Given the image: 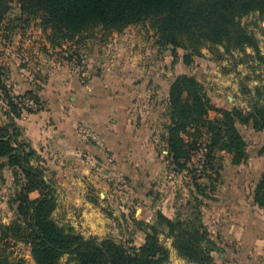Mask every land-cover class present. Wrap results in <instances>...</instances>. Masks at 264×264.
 I'll list each match as a JSON object with an SVG mask.
<instances>
[{
    "label": "rangeland",
    "instance_id": "1",
    "mask_svg": "<svg viewBox=\"0 0 264 264\" xmlns=\"http://www.w3.org/2000/svg\"><path fill=\"white\" fill-rule=\"evenodd\" d=\"M9 8L3 24L10 21L14 27L6 33L7 38L4 33H0V126L11 123L18 126L17 142H25L24 145L28 144L33 149L30 165L40 170L47 189L28 190L30 182L22 170L11 165L8 158H0V225L22 222L19 212L21 196L26 195L29 200H32L48 191L47 194L52 195L53 202L51 219L61 227L73 228V231L85 238L94 237L98 241L112 240L125 247H139L144 242L145 232L150 231L149 227L154 225L159 242L167 250L170 264H221L218 256L221 252L235 253L237 246L234 240L238 235L237 231L229 228L235 223L234 219L239 207L254 206L253 190L264 168V153L261 152L264 146V129L253 128L251 122L236 121V128L246 144L247 158L243 162L238 165L232 164L230 155L222 151L218 153L222 156L220 167L218 162H214L213 167H209L208 174L205 173L202 177L195 176L193 179L192 169L196 168L204 152L198 151L189 162L188 169L174 171L172 167V171L176 173L174 185H166L161 189L159 183L162 179L166 181V176H155L153 181L151 180L153 184L147 203L143 201L140 203L139 196H131L132 193L127 188L128 177L117 171L111 153L104 149L101 150V156H93L95 161L86 162L88 165H84L87 169L85 172L79 167L72 168L77 181L68 183L65 180L66 168L59 169V175V170L53 171V168L46 164L44 157L33 147L24 128L18 125L17 120L24 113L37 112L43 104L38 98L39 103L36 105L22 104V107H14L10 102L11 96L13 94L18 96L25 92L20 93L15 90V85L10 81V75L12 66L18 72L22 67L29 70L31 74L37 70L38 62L33 55L27 53L32 51V48L43 51L54 62H64L70 68L71 65L65 58L63 59L64 49L52 48L49 45L47 49L49 52L44 50L41 35L43 33L47 35L48 31L39 33L38 19H31L28 24L21 22L15 19L20 16L18 4L12 1ZM241 22L255 36L258 54L250 48L242 52L230 53L224 52L221 47L203 48L198 56L193 57L189 65L182 62L184 54L182 49H176L174 54L172 45L159 43L158 33L149 21L131 24L121 31L95 26L78 38L83 51H88L89 45L97 49L100 45L101 49L105 45L109 52L115 53L127 49L158 50L162 63L159 78L163 82L172 81L180 74L192 75L202 83L207 96L216 108L227 111L237 110L244 114L252 104L257 102L264 104V15L251 13L243 17ZM66 48L70 52L73 50L72 47L66 46ZM11 52L19 54L18 61H14L13 65L10 61ZM44 59L46 60L45 57ZM83 66L86 70L84 63ZM36 72L34 78L42 82L43 73L38 71L39 75H37ZM33 88L31 91L37 95L40 84L34 82ZM28 109L32 111L29 112ZM14 110L20 111L18 117L15 116ZM163 115H166L169 122L167 112H163ZM208 115L209 118L219 117L214 110L209 111ZM81 126L86 127L82 123ZM190 131V135L186 134L188 141L196 138L192 135L193 130ZM77 132L81 134L79 136L83 140L105 148L101 135L96 131H91V134L84 130H82L83 133L79 130ZM200 132L202 135L200 140L208 142L209 133L202 128ZM162 148L159 146V150ZM214 170H219L217 179L213 173ZM141 177L144 178V175ZM172 180H174L173 177ZM73 186L74 192L83 191L82 194L80 193L81 199L89 203L86 215H81V211L77 212L79 207H75L70 201L72 199L67 197L66 187ZM161 198H163L164 209L158 208L162 207L159 205ZM159 209L165 211L170 218L166 217L173 221L191 222V225L193 222L197 225L201 224L206 229L207 236L213 244H206L205 241L201 244L204 248L205 246L209 248L210 262H190L179 254L175 248V240L168 234L166 225L163 222L158 224L157 215L161 212ZM260 211L264 212V210L259 208V214L263 216L264 214ZM2 231L0 229V253L13 263L34 264L29 245L5 236ZM59 262L60 264H76L68 254H63Z\"/></svg>",
    "mask_w": 264,
    "mask_h": 264
},
{
    "label": "trees",
    "instance_id": "2",
    "mask_svg": "<svg viewBox=\"0 0 264 264\" xmlns=\"http://www.w3.org/2000/svg\"><path fill=\"white\" fill-rule=\"evenodd\" d=\"M12 1L20 10V16L15 19L27 24L31 19H38L42 31H48L46 37L52 48L63 49L64 44L76 39L78 44V37L95 26L121 31L131 24L149 21L158 33L161 45H172L174 54L176 49L184 51L182 62L185 65H189L203 48L221 47L227 53L250 48L258 54L256 38L243 26L241 19L251 13L264 15V0H0V33H4L5 38L14 27L10 21L3 24ZM72 52L82 60L80 53L75 49ZM25 98L35 105L39 103L38 96L32 91L18 96L13 94L10 102L16 108L22 107ZM167 107L166 157L173 170L188 169L194 154L205 149L202 159L192 169L193 179L208 174L214 162L220 167L222 156L218 153L222 151L230 155L234 165L247 158L246 144L236 128V121L251 122L253 128L264 129V104H252L244 114L216 108L202 83L192 75L180 74L173 79ZM15 110L18 117L20 111ZM211 110L219 117L209 118ZM201 128L209 133L208 142L200 140ZM190 130L196 137L192 141L186 138ZM17 135L18 126L14 123L0 126V158H8L11 165L22 170L30 182L28 190L47 189L40 170L30 165L33 149L24 145L25 142H17ZM261 152L264 153V146ZM213 173L216 179L219 178V170ZM47 192L32 200L20 195L22 222L0 225L5 236L29 245L34 264H60L63 254L70 255L76 264H170L167 250L159 242L156 226L149 227L150 231L145 232L144 242L139 247L85 238L73 228L61 227L51 219L52 195ZM253 201L264 210V168L253 190ZM157 218L158 224L166 225L181 256L190 262L211 261L209 248H204L201 243L213 244V241L201 224L173 221L161 212ZM0 264L21 263L10 262L0 253Z\"/></svg>",
    "mask_w": 264,
    "mask_h": 264
},
{
    "label": "crops",
    "instance_id": "3",
    "mask_svg": "<svg viewBox=\"0 0 264 264\" xmlns=\"http://www.w3.org/2000/svg\"><path fill=\"white\" fill-rule=\"evenodd\" d=\"M41 42L44 50L49 49L44 33ZM64 46L81 54L87 77L82 81L66 63L54 62L43 51L32 48L27 53L38 62L37 70L31 74L22 67L18 72L12 66L10 81L20 93L31 91L34 82L39 83L37 96L43 107L31 114L24 113L17 120L18 125L24 128L33 147L53 171L66 168L68 183L77 181L72 168L79 167L85 172L86 162L95 161L93 156H101L104 149L111 153L117 171L128 177L131 196H139L140 203L149 202L151 180L155 176L167 178L159 183L161 189L176 183V173L172 171L164 147L169 122L163 115L168 111V90L173 80L163 82L159 78L160 53L155 49H127L115 53L109 52L105 45L102 49L101 45L98 49L89 45L90 49L83 51L82 44L76 42ZM10 57L13 65L19 54L11 52ZM38 71L44 75L42 82L34 78L35 72L39 75ZM78 130L89 134L96 131L105 148L83 140ZM159 146L163 148L159 150ZM58 172L59 175L60 170ZM66 188L67 197L79 207L77 212L86 215L89 203L81 199L83 191L74 192V186ZM160 200L162 206L163 198ZM160 211L167 216L165 211ZM236 213L235 223L229 229L237 231L234 240L237 251L221 252L219 263L264 264V215L259 214L255 203L251 208L239 207Z\"/></svg>",
    "mask_w": 264,
    "mask_h": 264
},
{
    "label": "built area",
    "instance_id": "4",
    "mask_svg": "<svg viewBox=\"0 0 264 264\" xmlns=\"http://www.w3.org/2000/svg\"><path fill=\"white\" fill-rule=\"evenodd\" d=\"M65 49L66 48H64V51H62L63 59L65 58V60L67 62H69L73 72L78 74L81 77L82 81H84V79L87 77V75H86V70L84 69L82 60H79V58L73 52L65 51ZM14 101L17 102L16 100H14ZM23 104L26 106H33L34 105L33 101L29 98H25L23 100ZM204 150H205L204 148L200 149V151H202V152Z\"/></svg>",
    "mask_w": 264,
    "mask_h": 264
}]
</instances>
